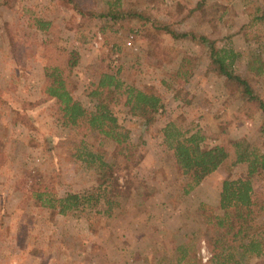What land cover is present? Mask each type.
I'll return each instance as SVG.
<instances>
[{"label":"rangeland","instance_id":"374dc122","mask_svg":"<svg viewBox=\"0 0 264 264\" xmlns=\"http://www.w3.org/2000/svg\"><path fill=\"white\" fill-rule=\"evenodd\" d=\"M162 1L164 6L171 3ZM122 2L142 9L159 5L155 0ZM223 2L227 11L215 27L194 13L180 29L202 33L218 46L244 53L246 47L235 35L245 18L243 5L239 0ZM178 3L193 6L190 0ZM77 4L86 15L58 6L56 0H9V5L0 7V264H174L179 245L206 264L214 237L206 215L215 213L220 182L235 170L218 168L184 194L187 180L177 174L160 130L166 123L181 131L199 129L205 137L202 149L239 138L260 146L262 116L239 111L237 99L224 93L221 78L204 75L207 60L198 43L164 36L161 46L167 56L155 58L146 50L137 24L113 26L100 18L90 19L91 12L101 8V0H77ZM151 13H163V8ZM29 15L50 22L52 29L39 33L29 28ZM46 39L76 54L69 75L71 95L84 108L93 109L86 92L101 73L117 72L121 82L137 88L151 86L161 99L149 126L128 116L121 104L110 109L129 133L134 177L127 188L125 173L116 172L122 195L109 216L89 208L57 215L33 198V191L62 197L95 187L94 174L71 150L70 141L79 136L60 125L54 101L40 92L43 67L62 63L53 47H42ZM112 53L118 55L113 68ZM180 60L187 62L181 70L187 79L175 76ZM234 66L243 73L244 57ZM255 82L264 100V75ZM100 148L108 152L110 145L103 143ZM252 187L264 190V173L253 179ZM261 228L263 252L243 264H264V222Z\"/></svg>","mask_w":264,"mask_h":264},{"label":"trees","instance_id":"16d2710c","mask_svg":"<svg viewBox=\"0 0 264 264\" xmlns=\"http://www.w3.org/2000/svg\"><path fill=\"white\" fill-rule=\"evenodd\" d=\"M169 1L170 5L164 6L162 0H155L159 5L152 4L142 9L126 6L122 0H101V8L93 10L90 19L100 18L113 26L127 22L137 24L146 40V50L155 58L167 56L161 46L164 36L172 41L190 39L198 43L207 60L204 75L221 78L224 93L239 102L238 110L260 113L264 122V100L255 86V79L264 75V32L261 30L264 27V0H239L245 18L235 35L246 47L244 53L230 46H218L215 40L202 33L180 29V24L194 13L206 24L215 27L227 11V7L222 5L223 1L227 4L228 0H190L193 3L191 8L180 6L178 0ZM56 3L79 15H86L77 0H56ZM7 5L9 0H0V7ZM159 8H163V13H151L152 9ZM174 17L177 19L173 20ZM27 22L29 28L39 33L52 29L50 22L31 15ZM56 39L54 36V41ZM41 45L45 50L53 47L62 58V63L43 67L45 80L40 92L54 101L60 125L79 136L70 141L71 150L74 157L94 174L95 187L81 195L65 194L62 197L48 191H33V198L41 207L57 215L89 208L97 214L109 216L118 206V198L122 195L116 172L125 173L123 184L127 188L134 177L131 176L134 161L129 133L118 124L110 109L121 104L128 116L149 126L160 110L161 99L151 86L137 88L121 82L117 72L101 73L86 92V97L94 102L93 109L88 110L71 95L69 75L77 63L76 54L64 51L50 39L42 41ZM241 56L245 59V67L243 73H238L234 65ZM182 62L180 60L177 65L175 76L187 79V73L181 71L187 62ZM160 135L177 174L187 180L182 187L184 194L218 168L235 170L234 174L228 172L220 182L215 213L206 215V221L214 233L210 243L212 253L206 264H243L249 257L261 256L264 190L255 191L252 183L253 179L262 177L264 173V141L260 146H255L239 138L226 145L202 149L200 144L205 139L202 131H181L173 123H166ZM93 139H98V142L95 143ZM103 143L110 145L108 152L100 148ZM175 250L177 256L174 264H201L185 246L179 245Z\"/></svg>","mask_w":264,"mask_h":264},{"label":"built area","instance_id":"2783aa9c","mask_svg":"<svg viewBox=\"0 0 264 264\" xmlns=\"http://www.w3.org/2000/svg\"><path fill=\"white\" fill-rule=\"evenodd\" d=\"M93 44H95V43H93ZM117 61H118V55L115 53H112L110 56V67L113 68L117 64Z\"/></svg>","mask_w":264,"mask_h":264}]
</instances>
